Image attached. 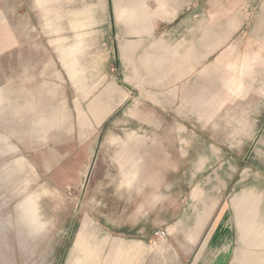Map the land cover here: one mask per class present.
Masks as SVG:
<instances>
[{
    "label": "rangeland",
    "instance_id": "1",
    "mask_svg": "<svg viewBox=\"0 0 264 264\" xmlns=\"http://www.w3.org/2000/svg\"><path fill=\"white\" fill-rule=\"evenodd\" d=\"M223 3L211 40L158 29L149 88L64 148V0H0V264H78L86 234L89 264H264V0Z\"/></svg>",
    "mask_w": 264,
    "mask_h": 264
},
{
    "label": "crops",
    "instance_id": "2",
    "mask_svg": "<svg viewBox=\"0 0 264 264\" xmlns=\"http://www.w3.org/2000/svg\"><path fill=\"white\" fill-rule=\"evenodd\" d=\"M227 1L229 2V0H64V59H58L59 68L64 72V148L69 144V137L77 139L79 136H85V131L80 132L81 128H85L84 123L81 127L80 121L99 120L100 124L95 127L100 128L131 99L132 90H141L140 93H143L144 89L149 88L146 60L150 41L155 38L158 29L169 26L174 34L180 33L181 27L186 26L188 32H195L196 28L191 26L200 24L204 26V36L202 35L200 39L211 40L212 29L208 25L213 23L214 17L223 19L230 16L227 4L223 3ZM247 35L249 36L247 33L241 34L244 37ZM249 37L264 41V32H252ZM219 38L228 40L229 37ZM113 40L114 48L116 42H120L122 51L119 67L124 70L123 86L117 81L110 80V69L112 71L118 67L114 54L111 57L102 53L109 51V42ZM95 42L99 43L96 49ZM193 88L195 89V85ZM86 104L89 105L88 116L84 110ZM91 108L98 110L94 112L95 118L92 116ZM47 121L49 119L46 120V125L52 127V122ZM89 126L93 127L92 122ZM91 130L89 128V136ZM70 153L71 151L64 150V161ZM244 224V220H241L242 228ZM225 230L211 241L212 250L219 252L229 246L228 229ZM90 245V237L86 234L85 242L81 244L78 264H89ZM124 247L121 243L113 241L110 249L120 250ZM109 264L122 262L112 258Z\"/></svg>",
    "mask_w": 264,
    "mask_h": 264
},
{
    "label": "water",
    "instance_id": "3",
    "mask_svg": "<svg viewBox=\"0 0 264 264\" xmlns=\"http://www.w3.org/2000/svg\"><path fill=\"white\" fill-rule=\"evenodd\" d=\"M94 260V259H93Z\"/></svg>",
    "mask_w": 264,
    "mask_h": 264
}]
</instances>
